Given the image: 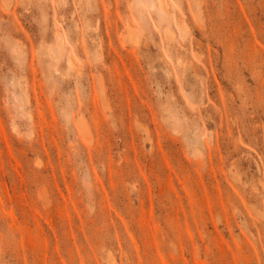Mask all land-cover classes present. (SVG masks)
Returning a JSON list of instances; mask_svg holds the SVG:
<instances>
[{
    "label": "rangeland",
    "instance_id": "1",
    "mask_svg": "<svg viewBox=\"0 0 264 264\" xmlns=\"http://www.w3.org/2000/svg\"><path fill=\"white\" fill-rule=\"evenodd\" d=\"M0 264H264V0H0Z\"/></svg>",
    "mask_w": 264,
    "mask_h": 264
},
{
    "label": "bare ground",
    "instance_id": "2",
    "mask_svg": "<svg viewBox=\"0 0 264 264\" xmlns=\"http://www.w3.org/2000/svg\"><path fill=\"white\" fill-rule=\"evenodd\" d=\"M130 29V28H129ZM132 30V29H131ZM129 31V30H128ZM132 33H133V31H132ZM131 34V33H130Z\"/></svg>",
    "mask_w": 264,
    "mask_h": 264
}]
</instances>
